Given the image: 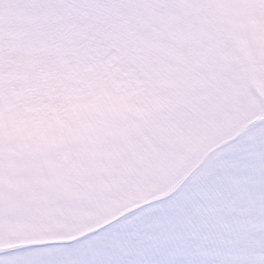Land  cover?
I'll return each mask as SVG.
<instances>
[{
	"label": "rangeland",
	"instance_id": "obj_1",
	"mask_svg": "<svg viewBox=\"0 0 264 264\" xmlns=\"http://www.w3.org/2000/svg\"><path fill=\"white\" fill-rule=\"evenodd\" d=\"M218 160L237 179L177 223L192 258L254 264L264 0H0V264H73Z\"/></svg>",
	"mask_w": 264,
	"mask_h": 264
},
{
	"label": "snow or ice",
	"instance_id": "obj_2",
	"mask_svg": "<svg viewBox=\"0 0 264 264\" xmlns=\"http://www.w3.org/2000/svg\"><path fill=\"white\" fill-rule=\"evenodd\" d=\"M237 179L226 160L216 162L215 171L196 185L189 178L170 196L141 206L85 238L93 252L73 264H211L192 258L200 241L179 227L181 213L191 209L199 192H219ZM84 240L77 241V244ZM254 264H264V259Z\"/></svg>",
	"mask_w": 264,
	"mask_h": 264
},
{
	"label": "water",
	"instance_id": "obj_3",
	"mask_svg": "<svg viewBox=\"0 0 264 264\" xmlns=\"http://www.w3.org/2000/svg\"><path fill=\"white\" fill-rule=\"evenodd\" d=\"M16 248H20V247H16ZM9 250V249H8Z\"/></svg>",
	"mask_w": 264,
	"mask_h": 264
}]
</instances>
